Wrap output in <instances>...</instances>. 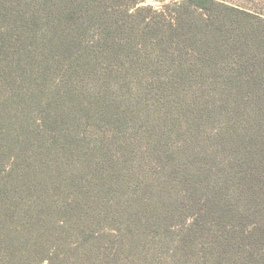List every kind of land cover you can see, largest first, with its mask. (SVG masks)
I'll return each mask as SVG.
<instances>
[{
	"label": "rangeland",
	"instance_id": "1",
	"mask_svg": "<svg viewBox=\"0 0 264 264\" xmlns=\"http://www.w3.org/2000/svg\"><path fill=\"white\" fill-rule=\"evenodd\" d=\"M221 1L264 16V0ZM219 11L210 43L232 38L218 49L145 27L150 11L102 33L53 31L71 39L0 15V212L13 232L0 262L264 264V104L246 82L264 48L249 20Z\"/></svg>",
	"mask_w": 264,
	"mask_h": 264
},
{
	"label": "trees",
	"instance_id": "2",
	"mask_svg": "<svg viewBox=\"0 0 264 264\" xmlns=\"http://www.w3.org/2000/svg\"><path fill=\"white\" fill-rule=\"evenodd\" d=\"M141 3H143L142 0H129V2L128 0H0V15L11 20L12 23L14 22L13 24L18 23L17 25L23 27H26L25 25L37 26L43 23L44 26L50 27L49 31L53 35L71 39L72 36H61L55 32L74 34L75 37H80L90 27L95 26L102 33L103 30H106L108 22L118 15L132 19L140 12L150 11L153 13V17L141 20V24L145 27L150 28L151 24L158 20L157 23L163 29V31L160 29L163 34L186 36L190 44L213 45L212 49H218L222 46L229 47L232 36L223 42L217 41L212 44L210 38L218 36V34L209 30L206 24L211 19L223 20L219 11L223 9L230 15L236 14L242 19L249 20L254 44L264 48V16L262 14L240 9L221 0H179L170 4L159 2L158 9L141 6ZM194 16L201 17V22L198 25L192 24L190 21ZM202 18L205 20L202 21ZM129 25H131L130 22ZM215 31L229 34V29L225 27H217ZM236 38L239 39L240 36L237 35ZM238 45L239 42L234 43L235 47ZM248 48L249 44L244 42L242 49ZM254 60L253 65L251 64L254 70L253 72L250 70L249 79L246 82H252L259 87L258 97L264 104V57ZM4 205L2 206L0 199V211L5 210ZM6 227H8L6 214L0 212V242L4 252L10 240L7 235L13 234ZM15 252L16 249L12 253L11 263L14 262ZM29 252L28 254H31Z\"/></svg>",
	"mask_w": 264,
	"mask_h": 264
}]
</instances>
